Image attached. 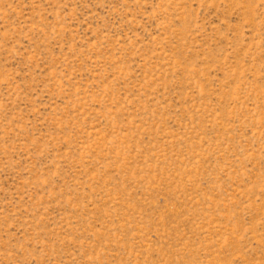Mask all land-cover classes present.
<instances>
[{
	"label": "rangeland",
	"instance_id": "1",
	"mask_svg": "<svg viewBox=\"0 0 264 264\" xmlns=\"http://www.w3.org/2000/svg\"><path fill=\"white\" fill-rule=\"evenodd\" d=\"M0 264H264V0H0Z\"/></svg>",
	"mask_w": 264,
	"mask_h": 264
}]
</instances>
